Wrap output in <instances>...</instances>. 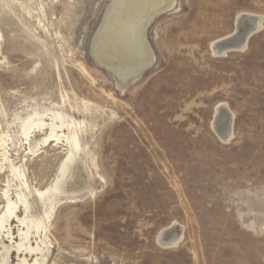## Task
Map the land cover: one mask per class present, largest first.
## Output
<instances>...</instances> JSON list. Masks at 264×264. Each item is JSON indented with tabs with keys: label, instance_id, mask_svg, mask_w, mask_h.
<instances>
[{
	"label": "rangeland",
	"instance_id": "1",
	"mask_svg": "<svg viewBox=\"0 0 264 264\" xmlns=\"http://www.w3.org/2000/svg\"><path fill=\"white\" fill-rule=\"evenodd\" d=\"M113 2L0 0V264H264V29L245 51L211 48L264 0H174L125 81L94 53ZM76 137L42 227L19 196L59 178Z\"/></svg>",
	"mask_w": 264,
	"mask_h": 264
},
{
	"label": "bare ground",
	"instance_id": "2",
	"mask_svg": "<svg viewBox=\"0 0 264 264\" xmlns=\"http://www.w3.org/2000/svg\"><path fill=\"white\" fill-rule=\"evenodd\" d=\"M173 2L174 0H114L96 38L95 57L117 73L120 79L124 81L136 74L142 67H147L153 61L152 53L146 43L147 27L158 15L171 9ZM243 15L260 18L257 26L264 27V17L249 13ZM224 39L214 42L211 46L212 51L222 57L228 53L227 51H219L216 45ZM246 48L247 46L243 51ZM227 107L226 104H222L217 108L216 114L219 113L220 108L226 109ZM232 138L233 128L228 132V138L221 140L226 143L232 140ZM68 141L71 148L70 155L62 166L59 178L45 190L36 189L29 182H25L24 192L19 196L20 203L29 214L34 208H38L40 214L38 216H31L30 219L34 222H40L42 227L41 212L55 198L64 196L67 193L64 186L68 179L71 178L72 169L77 161V153L81 148V143L77 137ZM31 199L34 203H30ZM27 222L28 220H24L22 224L27 225ZM181 240L182 236L167 238L165 239V246L168 248L175 247ZM37 262L38 260L35 264ZM25 263L23 262V264Z\"/></svg>",
	"mask_w": 264,
	"mask_h": 264
},
{
	"label": "water",
	"instance_id": "3",
	"mask_svg": "<svg viewBox=\"0 0 264 264\" xmlns=\"http://www.w3.org/2000/svg\"><path fill=\"white\" fill-rule=\"evenodd\" d=\"M260 18L254 16L241 15L237 20L236 33L218 43L216 46L219 48V51L236 52L243 51L244 48L248 45L249 39L256 33L262 31L264 27L257 26V22ZM264 22V21H263ZM147 67H142L136 74L130 76V78H135V76H140ZM131 78V79H132ZM129 79V78H128ZM233 116L226 109L220 108V111L215 119V131L221 139L226 140L228 138V132L233 128ZM171 235L170 230L162 233L160 244L165 246V239Z\"/></svg>",
	"mask_w": 264,
	"mask_h": 264
}]
</instances>
